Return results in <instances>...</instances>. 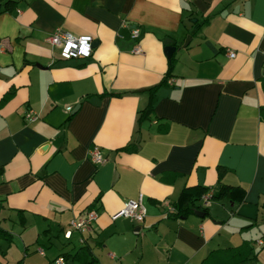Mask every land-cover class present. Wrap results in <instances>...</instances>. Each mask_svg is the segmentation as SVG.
Wrapping results in <instances>:
<instances>
[{
  "label": "crops",
  "instance_id": "crops-1",
  "mask_svg": "<svg viewBox=\"0 0 264 264\" xmlns=\"http://www.w3.org/2000/svg\"><path fill=\"white\" fill-rule=\"evenodd\" d=\"M57 28L96 39L91 57L63 59L47 40ZM263 48L264 0H18L0 11V264H264ZM95 146L103 163L89 159ZM220 185L235 200L166 208L186 187ZM139 195L143 222L111 219ZM90 209V228L70 229Z\"/></svg>",
  "mask_w": 264,
  "mask_h": 264
},
{
  "label": "built area",
  "instance_id": "built-area-1",
  "mask_svg": "<svg viewBox=\"0 0 264 264\" xmlns=\"http://www.w3.org/2000/svg\"><path fill=\"white\" fill-rule=\"evenodd\" d=\"M131 35L133 38H138L139 29L134 27L131 30ZM47 40L53 46H56L60 51V56L65 60L70 59H87L91 57L93 52L92 42L94 38L90 35H77L67 30L57 28L55 31L47 38ZM134 51L136 53H140L141 49L139 46L135 47ZM264 55V48H263ZM229 57H234L235 53L233 51H228ZM66 110H71V106H67ZM25 118L33 119L34 115L31 111L25 114ZM89 159L96 164L103 163L104 156L99 149V147L95 146L89 150ZM1 168V166H0ZM212 189H208L201 197L202 206L206 207L209 205L212 200ZM166 208L169 212H175V208L172 205L166 203ZM146 214V208L142 203V195H139L137 200H127L124 201L123 205L111 215V219L115 220L117 218H128L135 222H143ZM97 212L93 209L85 211L81 217L72 218L70 220V229L77 230L79 232L86 231L90 228L92 222L96 219ZM71 234V230H67L65 232V236L69 237ZM262 240H258L259 245H263ZM39 253L43 254L42 248H39ZM20 264H27L25 262H21ZM48 264H69L67 260L62 256H57L52 259Z\"/></svg>",
  "mask_w": 264,
  "mask_h": 264
},
{
  "label": "trees",
  "instance_id": "trees-1",
  "mask_svg": "<svg viewBox=\"0 0 264 264\" xmlns=\"http://www.w3.org/2000/svg\"><path fill=\"white\" fill-rule=\"evenodd\" d=\"M18 0H0V11L9 10L12 5L16 4ZM169 74V73H168ZM156 87L150 89L153 92ZM151 111L150 105L140 111L138 116V120L140 121L142 118L148 117ZM208 190L206 187H186L183 189L182 193L180 194L177 203L175 204V209L177 210V216H185L187 214L192 213L196 209H199V205L196 203L200 197ZM235 187L227 186V185H220L219 189L214 191L212 194V198L214 200H219L222 198H230L235 200ZM243 195L239 196L237 200H242ZM1 233V229H0ZM89 248L86 246L80 247L75 252V257H79L80 255H85L89 252ZM236 250V248H235ZM65 259H67V255H63Z\"/></svg>",
  "mask_w": 264,
  "mask_h": 264
},
{
  "label": "water",
  "instance_id": "water-1",
  "mask_svg": "<svg viewBox=\"0 0 264 264\" xmlns=\"http://www.w3.org/2000/svg\"><path fill=\"white\" fill-rule=\"evenodd\" d=\"M189 39H190V36H187L186 41H185L184 44H186L187 41H188ZM96 44H97V40L94 39L93 42H92L93 47H95ZM173 50H174V47H173V46H166V47L164 48V53H165V55H166L167 57H170V56H171V53H172ZM77 106H78V105H77ZM77 106L75 107L74 110L77 109Z\"/></svg>",
  "mask_w": 264,
  "mask_h": 264
},
{
  "label": "rangeland",
  "instance_id": "rangeland-1",
  "mask_svg": "<svg viewBox=\"0 0 264 264\" xmlns=\"http://www.w3.org/2000/svg\"><path fill=\"white\" fill-rule=\"evenodd\" d=\"M69 264H80V263H78V262H76V261H73V260H70L69 261ZM94 264V263H93Z\"/></svg>",
  "mask_w": 264,
  "mask_h": 264
}]
</instances>
